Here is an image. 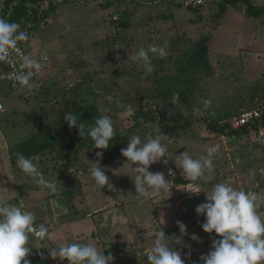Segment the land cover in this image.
Masks as SVG:
<instances>
[{
    "label": "rangeland",
    "instance_id": "374dc122",
    "mask_svg": "<svg viewBox=\"0 0 264 264\" xmlns=\"http://www.w3.org/2000/svg\"><path fill=\"white\" fill-rule=\"evenodd\" d=\"M4 1L0 0V10ZM55 1L57 10L48 21L35 27L28 40L31 53H47L51 66L32 81V89L20 87L14 91L6 81H0V104L3 105L0 111V200L33 212L35 224H44L49 229L51 240L35 239V244H30L44 263L67 264L66 260L51 258L47 249L78 242L93 243L105 255L111 253L115 257L114 264H149L147 254L159 229L171 237L169 239H174L173 235H180L177 221H181L187 226L188 235L182 237L179 245L173 242L172 247L181 252L186 264H202L200 256L207 254L213 239L219 237L203 231L201 224L205 218L198 216L195 208L206 202V194H211L215 183L257 193V210L264 219V129L236 140L210 134L204 121L210 113L209 117L225 124L239 112L264 104V17L248 18L235 8L218 17V0H203L200 14L188 10L190 5L184 0H140L142 3L137 7L132 0H116L119 7L112 0H75L69 4ZM107 1L113 6L102 8ZM253 1L264 6V0ZM126 8L133 12V27L124 31V40L117 39L115 25L119 19L123 20L117 12L122 13ZM207 36L210 37L212 72L208 77L207 73L195 74L199 82L191 105L147 103L146 99L141 103L120 101L126 93L133 97L141 95L138 90L144 92L157 86L132 59L140 47L166 46L165 74L176 78L177 60ZM159 59L154 58L152 64ZM82 81L85 85L80 95L86 101H96L107 115H112L124 137L134 124L131 116L141 106L144 112L153 114H157L159 107H167L169 115L181 114L182 118L191 114L189 133L169 138L168 164L155 163L149 169L163 172L165 179L170 180L167 193H153L149 198L139 196L134 185L135 165L127 162V158L108 167L102 166L113 190L107 186L101 188L91 176L92 162L97 161L91 152L81 155L77 168L70 170L52 156L36 159L34 163L46 180L59 181V191L55 194L36 184L20 169L12 170L11 146L36 131L26 121L36 108L34 96L38 97L40 106L59 108L61 100H74V88ZM106 87L110 90L106 91ZM45 89L52 92L50 100L45 96ZM205 99L211 100L207 109L203 105ZM196 108L201 111L197 113ZM54 116L44 122L50 123ZM161 133L164 134L159 123L151 122L129 134L125 142L127 144L132 135H138L143 143L149 135L155 137ZM214 144L220 145L213 157L214 170L196 182L176 185L174 176L168 175L169 169H176L178 174L187 177L178 161L176 167L175 157L185 151L194 158L206 155L208 147ZM196 184L199 188L193 187ZM63 190L72 191L73 200L67 202L66 198L58 197ZM68 204H73L77 210L73 207L71 211ZM193 234L197 240L190 239Z\"/></svg>",
    "mask_w": 264,
    "mask_h": 264
},
{
    "label": "clouds",
    "instance_id": "9594fccd",
    "mask_svg": "<svg viewBox=\"0 0 264 264\" xmlns=\"http://www.w3.org/2000/svg\"><path fill=\"white\" fill-rule=\"evenodd\" d=\"M28 38V33L21 30L19 23L0 18V62H8L17 50L18 42L26 41ZM166 55V46L149 44L147 47H140L132 59L147 74H151L154 71L151 61L154 58H164ZM20 60L21 70L15 75V81L21 87L32 89V77L40 73L44 65L28 55L20 57ZM172 99L175 103L178 94ZM203 105L207 109L211 105V100L205 99ZM2 110L3 106L0 105V111ZM128 111H132L130 106ZM195 111L199 113L201 109L196 108ZM63 119L70 128H77L81 137L87 131L95 149L107 150L110 141L112 142L116 136L113 120L108 115L98 116L94 125L87 129L85 124L78 120L77 114L69 112ZM168 143H171V140L163 133L155 137L149 135L143 143L140 136L132 135L129 137L127 147L121 149V155L127 158V162L132 166L135 165L134 185L139 196L149 198L153 193H167L170 190V180L165 179L163 172L149 170L155 163L168 164ZM219 149L220 145L214 144L208 147L206 155L195 158L185 151L175 157L176 167L178 161L184 175L190 181L196 182L205 177L206 173L210 174L214 170L213 157ZM96 157L97 161L92 162L91 167L92 178L101 188L107 186L113 190L109 176L105 174V169L99 163L103 151H97ZM16 164L42 188L53 194L59 191V181L46 180L33 159L25 157L22 153H16ZM168 175H174L172 169L168 170ZM193 187L199 188V185ZM188 191L194 194L200 193L194 190ZM257 199V193L248 192L244 188L236 189L226 183L213 185L211 194H206V202L195 208L197 215L205 218L201 224L203 231L209 234L215 233L219 237L213 239L209 252L200 256L202 264H264V219L258 213ZM177 225L180 235H173L174 239H169L171 237L166 236L164 231L159 229L147 254L149 264H186L181 252L172 247L173 242L179 245L182 237L188 235L187 226L183 222L177 221ZM32 238L43 241L51 240L52 236L44 224H35L33 212L0 200V264H32L27 258L32 255L34 248L30 246ZM190 239L197 240V236L193 234ZM47 250L51 258L66 260L67 264H114L115 260L111 253L105 255L104 251H100L93 243H61L58 248ZM186 255L190 258V253Z\"/></svg>",
    "mask_w": 264,
    "mask_h": 264
},
{
    "label": "trees",
    "instance_id": "16d2710c",
    "mask_svg": "<svg viewBox=\"0 0 264 264\" xmlns=\"http://www.w3.org/2000/svg\"><path fill=\"white\" fill-rule=\"evenodd\" d=\"M72 1L75 0H63L62 3L69 4ZM112 2H114L116 6L119 3L116 0H112ZM112 2L107 1L101 7L104 9H110L113 6ZM132 2L135 7L142 3L140 0H132ZM45 5L47 6L45 7ZM202 5H204V3ZM202 5L196 7L193 6L194 9L191 8L192 5H190L188 6V10L200 14ZM57 6L58 3L55 0H5L3 8L0 10V16L9 22L19 23L21 25V30L30 27L28 28L30 36L28 40L30 41L35 27L48 21L51 13L57 10ZM231 8L239 9L248 18L260 19L264 17V6L256 5L253 0H218L217 16H223ZM117 13L123 17V20L119 19L118 22H116V31L114 30V34L117 39L124 40V31L133 27V22L131 21L133 12L126 8L122 13H120L119 10ZM108 24L111 25L115 23L108 22ZM209 42L210 37H204L197 41L191 49L184 52L183 57L176 62V72L178 73L176 78H172L165 74L166 70L163 65V58H160L158 61L155 60L156 63H153L154 71L151 74H148V79H150L151 76V79L155 81L157 86L154 89H147L144 92L138 90L141 95L133 97H130L129 94L126 93L125 97H120V101L135 100L141 103L146 99L148 101L147 103H153V101H156L169 104L173 103V96L178 94L176 103L181 102L186 105H191V99L195 94L199 82L195 77V74H200L201 72L207 73V77L211 76L210 72L212 71L209 60ZM143 73L146 72L144 71ZM84 85L85 83H83V81L78 83L74 88V100L71 102L66 99L61 100L59 108H56L55 106L48 108H46L45 105L40 106L41 103L38 97L36 95L34 96L36 108L31 111L26 121L35 128L36 131L28 139L19 142L15 146H11L9 151V162L13 171L19 169L16 164V153H22L25 157L33 159L34 162L37 161L36 159L39 156H52L54 159H57V162H64L65 168L70 170L72 167L77 168L81 155L91 152L96 156L97 151H103V157L102 159H99V163L103 167H108L111 163L120 162L123 159H126L121 155V149L127 147L125 141L129 134L131 135L137 131V129L148 125L151 122H158L163 128L164 134L170 139L174 136H180L181 133H189L190 131L192 125L191 120H193L191 119V114L183 118L181 114L180 116L169 115L167 107L163 109L159 107L157 114H153L151 112H144V108L141 106L138 112H135V114L131 116L134 124L128 130L127 137H124L117 125H115L114 117L108 115L113 120L116 136L112 142L110 141V147L107 150L95 149L93 141L87 135V131H85V134L81 137L79 130L74 127L70 128L68 123L63 119L64 115L69 112L77 114L78 120L84 123L85 129H87L94 125L95 119L98 116L107 115L106 112L102 110L101 105L96 101H86V99L80 95L79 91H81ZM106 89V91L110 90L107 87ZM45 93L47 99L50 100L52 93L51 90L45 89ZM253 109H260L262 112V118L239 129L232 128L230 121L221 124L217 118H213L212 116L209 117V113V116L204 120L207 124V131L215 136H223L236 140L248 136L252 132L258 133L261 128H264V104H258L256 107L253 106L243 111ZM191 111L192 110H190V113ZM243 111L236 115L241 114ZM51 116H54V119L48 124L45 123V119L50 118ZM174 170L176 172L174 177L176 185H187L193 182L187 178L185 179L181 173L178 174L176 169ZM57 196H62L66 198L67 202H69L73 200L74 194L70 190H63L61 194ZM68 207L72 211L74 205L68 204ZM76 210L77 209L74 207V211ZM34 240L35 238L31 239L33 245L35 244ZM27 258L31 260L32 264H45L44 259L34 248L32 249V255Z\"/></svg>",
    "mask_w": 264,
    "mask_h": 264
},
{
    "label": "built area",
    "instance_id": "2783aa9c",
    "mask_svg": "<svg viewBox=\"0 0 264 264\" xmlns=\"http://www.w3.org/2000/svg\"><path fill=\"white\" fill-rule=\"evenodd\" d=\"M184 2H186L187 5H192L194 7L202 5L204 3L203 0H184ZM28 28L23 29V31H26L29 35ZM24 55H28L32 58L38 59L44 65V68L40 73L33 75L32 81L39 78L46 70H48V68L51 66V63H52L51 58L47 53H44V52H32L31 53L28 40L18 42L17 50L12 54V57L10 58V60L6 63L0 62V81H6L9 84V87L13 90H16L21 87L15 81V75L17 74L18 71L21 70L22 61L20 60V57ZM24 71H27V70L24 69ZM261 118H262V112L260 109L243 111L241 114L232 118L230 125L234 129H239L251 122L260 120ZM262 130L263 129H261V132ZM172 170L174 173L173 176L175 177L176 172L174 169Z\"/></svg>",
    "mask_w": 264,
    "mask_h": 264
}]
</instances>
